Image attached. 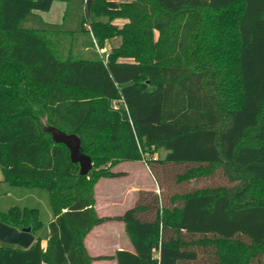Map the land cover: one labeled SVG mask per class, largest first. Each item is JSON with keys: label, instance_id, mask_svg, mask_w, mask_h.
<instances>
[{"label": "trees", "instance_id": "16d2710c", "mask_svg": "<svg viewBox=\"0 0 264 264\" xmlns=\"http://www.w3.org/2000/svg\"><path fill=\"white\" fill-rule=\"evenodd\" d=\"M53 1L0 0V169L53 212L44 247L0 243V264H264V199L247 197L264 188V0H60L48 24L34 12ZM44 126L79 138L86 176ZM140 160L158 192L98 215L97 182ZM38 213L0 222L35 235ZM110 221L133 252L90 256L85 237Z\"/></svg>", "mask_w": 264, "mask_h": 264}, {"label": "crops", "instance_id": "0c3cea01", "mask_svg": "<svg viewBox=\"0 0 264 264\" xmlns=\"http://www.w3.org/2000/svg\"><path fill=\"white\" fill-rule=\"evenodd\" d=\"M52 5L53 6H51L49 11L47 12L35 11L34 14L39 16V18L42 19V21L48 24L63 23L62 21L67 7L66 3L60 0H54ZM123 23H124L123 20H116L114 22V24L118 26L124 25ZM119 166L116 168V171H121L125 173L124 177L116 178V179H101L99 182L106 181V182H113V184H115L114 182H118L128 177L130 173L128 174L127 170H117ZM146 171L149 174L146 183L144 182L142 183V181L139 180L140 183L134 184L135 180L133 181L131 180L130 182H127V184L126 183H124L123 185L118 184L116 192L110 193L108 191L103 194V196L101 197L102 202H99L96 197L97 195H95V209L97 214L100 216H109V217L121 216V214H123L127 209L135 205L138 197V193L140 191L158 192V186H157L158 184H156L148 168L146 169ZM151 180H153L154 183H152ZM115 209H120V210L116 212V214L114 212H111L112 214L110 215L108 214V211H113ZM105 231H109L110 234L107 235ZM113 233H116L117 235L113 236ZM34 237L36 238L37 236L34 235ZM84 243L86 249L89 252V255L92 257H113L117 251L126 250L129 252H133V248H134L132 247V244L126 235L123 223L117 221L106 222L102 225L94 227L92 231H90L85 237ZM92 251L94 252V254L91 253ZM95 264H116V262L112 259L111 260L101 259V260H96Z\"/></svg>", "mask_w": 264, "mask_h": 264}, {"label": "rangeland", "instance_id": "374dc122", "mask_svg": "<svg viewBox=\"0 0 264 264\" xmlns=\"http://www.w3.org/2000/svg\"><path fill=\"white\" fill-rule=\"evenodd\" d=\"M155 35L157 36V32H155ZM111 44L113 46L119 45V40H112ZM110 46L108 45L105 49L99 50L97 49V53L102 58H106L110 52ZM160 157L164 155V152H160ZM158 155V156H159ZM131 163V164H130ZM140 163V164H139ZM121 165V166H119ZM119 168L117 170H127L128 174L130 175L126 177L125 179H122L118 182H106L101 181L97 182L95 188H94V198L95 195H97V199L99 202L101 201V197L106 192H116L118 184H124L127 182H130L131 180H135L134 184L140 183H146L147 177H149L148 172L146 171L147 166L143 160L135 161V162H122L121 164H118L116 167ZM146 167V169H145ZM116 170V168H115ZM129 170V171H128ZM132 172V173H131ZM220 173V172H219ZM152 183H154L153 180H151ZM168 182L171 186L173 185V180L168 178ZM141 183V184H142ZM208 183H211L212 185H222L226 184V181L222 178L220 174H215ZM238 182L230 184V186L235 185ZM113 185V186H112ZM237 185V184H236ZM179 190H174L173 192H177ZM172 192V191H171ZM255 197L256 199H264V188L259 187L258 189L247 194V197L249 196ZM246 197V196H245ZM101 204V203H100ZM27 208V209H36L38 213L39 220L41 222L40 226L35 231V235L40 238L41 244L44 247L47 243L48 239V224L53 218V212L49 201V195L48 192L42 188L39 187H23V186H11L6 181L3 180L2 172L0 169V213H6L9 212L11 208ZM120 209H115L113 211H108V214H112L111 212H118ZM107 235L110 234L109 231H105ZM112 234V233H111ZM117 235L116 233H113V236ZM88 252V250H87ZM89 253V252H88ZM94 254V252H91ZM92 264H95V261L92 262Z\"/></svg>", "mask_w": 264, "mask_h": 264}, {"label": "water", "instance_id": "95a60500", "mask_svg": "<svg viewBox=\"0 0 264 264\" xmlns=\"http://www.w3.org/2000/svg\"><path fill=\"white\" fill-rule=\"evenodd\" d=\"M43 131L51 134L55 143L63 144L69 150V158L73 164H78L79 174L86 176L92 169V162L89 156L82 153L80 140L76 135H67L57 128L44 126ZM32 228L25 227L21 230L10 227L0 222V243L8 246H16L27 249L33 245L35 237L31 232Z\"/></svg>", "mask_w": 264, "mask_h": 264}]
</instances>
